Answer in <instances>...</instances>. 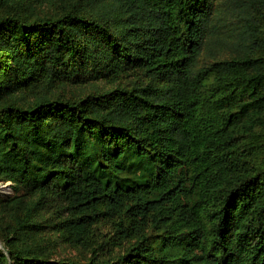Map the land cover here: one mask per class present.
I'll return each mask as SVG.
<instances>
[{"label": "trees", "instance_id": "obj_1", "mask_svg": "<svg viewBox=\"0 0 264 264\" xmlns=\"http://www.w3.org/2000/svg\"><path fill=\"white\" fill-rule=\"evenodd\" d=\"M6 181L0 264H264V0H0Z\"/></svg>", "mask_w": 264, "mask_h": 264}, {"label": "rangeland", "instance_id": "obj_2", "mask_svg": "<svg viewBox=\"0 0 264 264\" xmlns=\"http://www.w3.org/2000/svg\"><path fill=\"white\" fill-rule=\"evenodd\" d=\"M222 32H220V34L222 35V37H224L225 41L227 43H229L231 41V39L233 37H228L227 35H230V27L228 24H226V26H224L223 28L221 27ZM225 35V36H224ZM215 50L218 52H221L219 55H217L215 53V56L218 58H227L229 57L230 54L233 53V51H230L228 48H223L221 46L215 47ZM207 55H209V51L205 52ZM203 53V56L201 61H204V58H207V61H212L211 58L207 57L206 54ZM12 188L10 187V182L6 181V182H0V193L1 194H10L12 193ZM1 246V244H0ZM89 253H87L83 248L79 247V246H74L70 243H59L56 246L55 251L52 254V258H59V259H63V258H72V259H81L83 260L85 257L88 256Z\"/></svg>", "mask_w": 264, "mask_h": 264}]
</instances>
